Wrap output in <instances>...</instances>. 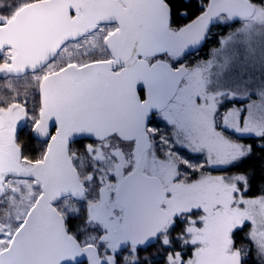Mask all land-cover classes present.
<instances>
[{"label": "snow or ice", "instance_id": "obj_1", "mask_svg": "<svg viewBox=\"0 0 264 264\" xmlns=\"http://www.w3.org/2000/svg\"><path fill=\"white\" fill-rule=\"evenodd\" d=\"M240 47L264 68V0H0V264L264 257V169L239 142L264 152V86L223 78Z\"/></svg>", "mask_w": 264, "mask_h": 264}, {"label": "rangeland", "instance_id": "obj_2", "mask_svg": "<svg viewBox=\"0 0 264 264\" xmlns=\"http://www.w3.org/2000/svg\"><path fill=\"white\" fill-rule=\"evenodd\" d=\"M3 2L8 3L9 0H3ZM259 39H260L259 37L256 38V40H259ZM246 55H247V53H246L245 49L243 47H240L239 52H238V58L236 60H234L229 65V67L225 70L223 78L225 80H227L226 87L234 88L237 85H239L241 87V89H243L244 87H247L251 92V100L257 101L258 97L255 95V90L261 86H264V68L261 67V64L259 61V48H257V55H256L255 59L249 58V59L245 60ZM194 56H188V57L184 58L183 62L188 66H194L197 62H200V60L194 59ZM210 59H213V55ZM213 71H217V69L214 68ZM21 83H22V81H21ZM0 90H6V89H0ZM19 90L21 92L24 91L23 87H21ZM29 107H31V104L29 105ZM233 107H237V106H233ZM239 107H242V105ZM230 108H232V107H230ZM227 109L228 108H220V115L222 116ZM164 130L165 129H162V131H164ZM232 138L235 139L236 137L233 136ZM245 138H249V137H243L239 140V142L244 143ZM21 139L24 140L25 143L32 140L29 136H24V135L21 136ZM251 139H253V138H251ZM34 143H35V141L31 142V144H30V150L31 151L38 150L39 148L42 147V144L38 145V144H34ZM244 144H246V143H244ZM178 150L185 157L192 158L194 163L197 161H200V162L203 161L202 155L193 154V153H191L188 150L183 149V148H179ZM209 171H211L212 174H214V175L224 174L220 171H216V170H212V169H209ZM195 175L196 174L193 173V176H195ZM153 251H154V248L148 249V254H151ZM246 260H247V264H249L251 261H256L258 263L259 262L258 260H264V257H261L260 255L257 254L255 246H254L253 256L251 257L248 255L246 257Z\"/></svg>", "mask_w": 264, "mask_h": 264}, {"label": "trees", "instance_id": "obj_3", "mask_svg": "<svg viewBox=\"0 0 264 264\" xmlns=\"http://www.w3.org/2000/svg\"><path fill=\"white\" fill-rule=\"evenodd\" d=\"M194 17H195L194 14L190 15L188 17V19L180 20L179 23H181V24L188 23ZM222 34L226 35L227 33L222 31L219 28L214 27L212 29V39L205 43V45L199 51V53L194 56V59H198L200 61L209 60L213 55V49L219 47V45L217 43V39ZM186 57H188V56H186ZM233 106L239 107V106H241V104L231 103V102L226 101L225 104H223V106L221 108H228L229 109L230 107H233ZM255 139H257V138H253V139L245 138L244 139V143L253 145V153L250 157H248L246 159L241 170L255 172V174H256V181L255 182L257 184H259L260 183L259 178L262 174V169H264V152L259 151L258 147L256 146V143H254ZM31 142H34V141L30 140L27 143L30 145ZM34 144L40 145L39 143H36V142ZM253 251H254V246H251V251L249 252V256H251V257L253 256ZM258 261H259L258 263L256 261H251L249 264H264V260H258Z\"/></svg>", "mask_w": 264, "mask_h": 264}, {"label": "water", "instance_id": "obj_4", "mask_svg": "<svg viewBox=\"0 0 264 264\" xmlns=\"http://www.w3.org/2000/svg\"><path fill=\"white\" fill-rule=\"evenodd\" d=\"M195 18V17H194ZM193 18V19H194ZM205 45V44H204ZM203 45V46H204ZM203 46L202 47H200V49H199V51L203 48ZM199 51H196L195 49H193V52H192V54H190V55H187V56H194V55H196L197 53H199ZM54 129H52V131H53ZM85 264H86V262H85Z\"/></svg>", "mask_w": 264, "mask_h": 264}, {"label": "flooded vegetation", "instance_id": "obj_5", "mask_svg": "<svg viewBox=\"0 0 264 264\" xmlns=\"http://www.w3.org/2000/svg\"><path fill=\"white\" fill-rule=\"evenodd\" d=\"M52 132H53V134H54V130H53ZM32 141H34V140H32Z\"/></svg>", "mask_w": 264, "mask_h": 264}]
</instances>
